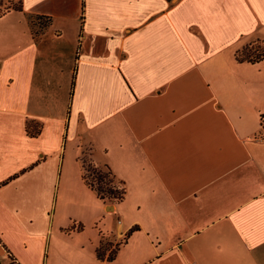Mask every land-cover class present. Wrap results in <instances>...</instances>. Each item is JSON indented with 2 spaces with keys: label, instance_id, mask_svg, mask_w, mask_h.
<instances>
[{
  "label": "crops",
  "instance_id": "0c3cea01",
  "mask_svg": "<svg viewBox=\"0 0 264 264\" xmlns=\"http://www.w3.org/2000/svg\"><path fill=\"white\" fill-rule=\"evenodd\" d=\"M20 6L0 18V264H264V59L233 57L264 0Z\"/></svg>",
  "mask_w": 264,
  "mask_h": 264
},
{
  "label": "trees",
  "instance_id": "16d2710c",
  "mask_svg": "<svg viewBox=\"0 0 264 264\" xmlns=\"http://www.w3.org/2000/svg\"><path fill=\"white\" fill-rule=\"evenodd\" d=\"M1 6V5H0ZM9 11H21L20 0H7V4L4 7H0V18L4 16ZM29 24L33 27L35 26L36 20L40 19L37 16H29ZM40 25V24H39ZM234 60L238 63H256L264 59V46H243L241 49L235 51ZM39 125L33 123H26L24 131L26 135L30 138L36 137L39 134ZM81 179L85 186L92 190L96 197L100 200H107L110 202H118L121 200L123 195V190L116 185L112 184L108 179L106 173L101 172L89 163H83L82 166ZM132 231V230H131ZM130 231V232H131ZM107 244H99L95 249V256L97 259H102L104 252L108 249ZM115 249L110 250L107 260H111L112 255L115 253ZM6 259L8 262L6 264H16L13 258L6 252Z\"/></svg>",
  "mask_w": 264,
  "mask_h": 264
},
{
  "label": "rangeland",
  "instance_id": "374dc122",
  "mask_svg": "<svg viewBox=\"0 0 264 264\" xmlns=\"http://www.w3.org/2000/svg\"><path fill=\"white\" fill-rule=\"evenodd\" d=\"M12 3H14V0H12ZM7 4V0H0V7L2 8V7H4V5H6ZM264 46V37H262V38H260V39H256V40H251V41H249V42H247V43H245L243 46ZM243 46H241L239 49H241ZM238 49V50H239ZM113 250V249H112ZM8 262V260L6 259L5 260V264Z\"/></svg>",
  "mask_w": 264,
  "mask_h": 264
},
{
  "label": "built area",
  "instance_id": "2783aa9c",
  "mask_svg": "<svg viewBox=\"0 0 264 264\" xmlns=\"http://www.w3.org/2000/svg\"><path fill=\"white\" fill-rule=\"evenodd\" d=\"M116 223L119 224V220H117Z\"/></svg>",
  "mask_w": 264,
  "mask_h": 264
}]
</instances>
